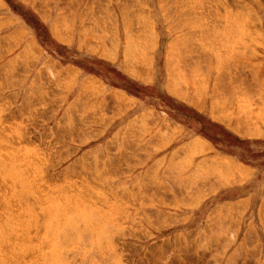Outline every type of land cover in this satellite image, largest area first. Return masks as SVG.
<instances>
[{"label":"rangeland","instance_id":"1","mask_svg":"<svg viewBox=\"0 0 264 264\" xmlns=\"http://www.w3.org/2000/svg\"><path fill=\"white\" fill-rule=\"evenodd\" d=\"M4 1L0 264H264V0ZM52 28L131 74L173 58L172 84L205 94L206 139L226 145L227 174L194 145L146 171L140 122L112 135L124 112L97 91L69 94L59 60L74 54ZM214 184L226 201L200 207Z\"/></svg>","mask_w":264,"mask_h":264},{"label":"crops","instance_id":"2","mask_svg":"<svg viewBox=\"0 0 264 264\" xmlns=\"http://www.w3.org/2000/svg\"><path fill=\"white\" fill-rule=\"evenodd\" d=\"M20 2L23 6H28L25 1L20 0ZM10 5L2 0V13L9 15ZM36 14L44 25L43 8ZM15 20L18 27H23L22 29L27 32L28 37L33 36L31 29L24 25L20 18ZM48 36L52 38L50 33ZM58 42L62 48L71 49L74 54L69 61L59 60L62 70L72 71L74 74V87L69 93L72 97H86L97 91L101 93L100 104L106 105L108 111L113 110L115 114L124 112L116 116L114 121L116 126L112 135H116L120 128L133 127L135 121L140 122L139 143L140 151L144 152L141 157L146 160V171L153 169L159 160H163L164 166L170 165V162L176 159L181 147L191 148L193 144L194 146L198 144L197 148L199 146V149H202L198 159H202L204 168L206 162L211 163L214 158L213 160L217 161L215 164H218L219 174L223 175L221 161L227 162L228 150L221 139H206L205 94L203 93L201 98V93L196 94L194 91L186 93L185 90L172 84L173 58L170 59L169 55L165 54L163 61L157 62L155 56V69L152 75H148L143 68L131 74L126 70V62H119L109 54L103 55L95 50H87L86 43L80 46V42L74 40L72 44H68L61 38ZM161 63L164 64L162 68L159 66ZM115 73L118 74L117 79L112 77ZM131 85L135 88L134 91L131 90ZM119 121L122 123L117 124ZM222 126L226 129V125ZM143 144H148L149 147H143ZM210 149L213 151L210 152ZM224 165L225 167L222 168L226 170V164ZM232 165L236 164L232 163ZM226 192L225 186L214 184L210 187L203 205L199 206L206 207V201L212 196L214 198L222 196L219 202H225Z\"/></svg>","mask_w":264,"mask_h":264},{"label":"bare ground","instance_id":"3","mask_svg":"<svg viewBox=\"0 0 264 264\" xmlns=\"http://www.w3.org/2000/svg\"><path fill=\"white\" fill-rule=\"evenodd\" d=\"M37 8H38V7H37ZM54 24H57V23H54ZM52 25H53V24H52ZM57 28H58V27H57ZM185 32L187 33V31H185ZM52 34H53L54 37H56V38H58V39L61 38V36L58 34V31H56L55 28H52ZM188 35H189V34H188ZM32 45H33V44H32ZM29 46H30V45H29ZM128 46H129V45H128ZM31 47H32V46H31ZM125 47H126V46H125ZM34 48H35V47H34ZM126 48H128V47H126ZM126 48H125V49H126ZM32 50H33V49H32ZM127 52H128V51H127ZM126 54H127V53H126ZM128 55H129V54H128ZM168 63H169V62H168ZM66 74L68 75V77H69L70 79H72V78L74 77L73 72L66 71ZM67 75H66V77H67ZM115 99H116V98H115ZM118 101H119V100H118ZM118 105H119V104H118ZM214 114H215V113H214ZM1 141H2V140H1ZM193 145H194V144H193ZM197 145H198V144H197ZM197 145H195V147H197ZM200 146H202V145H200ZM189 147H190V146H189ZM189 147H188V149H189ZM193 148H194V147H193ZM193 148L191 147L190 149H193ZM197 149H199V146H198ZM41 154H42V153H41ZM224 161H225V160H224ZM226 161H227V160H226ZM222 162H223V161H221V173H222V171H223L224 173H226V171L228 170V169H226V168H227V167H230V165H229L227 162H226L227 164H226L225 162H223V163H222ZM27 164H28V163H27ZM222 164H223V165H222ZM224 164H226V168H225L226 170H224V169L222 168V167H225ZM231 166L233 167L234 165H231ZM230 168H231V167H230ZM233 168H235V167H233ZM233 168H232V169H233ZM236 168H237V167H236ZM238 171L241 172L242 170L237 169V171H235V173H239ZM18 172H19V171H18ZM227 172H228V171H227ZM224 173H223V174H224ZM230 173H231V172H229L228 175H230ZM243 173H244V172H242V174H243ZM22 174H23V173H22ZM226 174H227V173H226ZM16 176H17V175H16ZM36 176H37V175H36ZM36 176H35V177H36ZM230 176H231V175H230ZM38 178H39V177H38ZM234 178H235V177H234ZM240 178H241V177H240ZM240 178H239V179H240ZM235 180H236V178H235ZM35 182H36V181H35ZM224 183H225V182H224ZM221 184H222V183H221ZM41 185H42V184H41ZM33 186H34V185H33ZM39 187H40V186H39ZM41 187H42V186H41ZM33 188H34V187H33ZM35 188H36V187H35ZM12 189H13V188H12ZM41 189H42V188H41ZM39 190H40V188H39ZM41 191H42V190H41ZM35 192H36V191H35ZM96 193H97V192H96ZM101 194H103V193L101 192ZM101 194H100V195H101ZM96 195H98V194H96ZM33 196H34V195H33ZM98 196H99V195H98ZM98 196H97V197H98ZM101 196H103V195H101ZM101 196H100V197H101ZM104 196H105V195H104ZM105 197H106V196H105ZM105 197H103V198L105 199ZM0 200H1V199H0ZM35 201H36V200H35ZM100 201H101V199H100ZM72 206H74V205H72ZM53 209H54V208H53ZM51 211H52V210H51ZM106 211H107V210H106ZM43 212H44V211H43ZM48 214H49V213H48ZM16 219H17V218H16ZM17 223H18V222H17ZM17 223H16V224H17ZM16 224H15V226H16ZM16 228H17V227H16ZM29 231H30V230H29ZM11 239H12V238H11ZM39 242H40V241H39ZM43 242H44V241H43ZM37 244H38V243H37ZM43 244H44V243H43ZM38 245H39V244H38ZM47 246H48V245H47ZM14 247H15V246H14ZM38 247H39V246H38ZM42 247H43V246H42ZM38 249H39V248H38ZM0 250H1V249H0ZM33 251H34V250H33ZM25 253H26V252H25ZM20 254H21V253H20ZM23 255H24V254H23ZM3 257H5V256H3ZM18 258H19V257H18ZM40 260H41V259H40ZM20 261H21V260H20ZM38 261H39V260H38ZM17 262H19V261H17ZM19 264H20V263H19Z\"/></svg>","mask_w":264,"mask_h":264}]
</instances>
